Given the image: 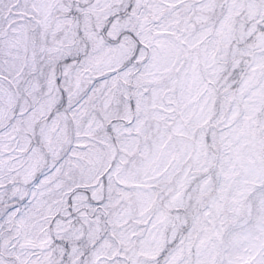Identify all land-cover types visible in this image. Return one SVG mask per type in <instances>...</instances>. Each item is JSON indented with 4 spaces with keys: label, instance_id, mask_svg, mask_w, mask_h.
<instances>
[{
    "label": "snow or ice",
    "instance_id": "6c2138e0",
    "mask_svg": "<svg viewBox=\"0 0 264 264\" xmlns=\"http://www.w3.org/2000/svg\"><path fill=\"white\" fill-rule=\"evenodd\" d=\"M0 264H264V0H0Z\"/></svg>",
    "mask_w": 264,
    "mask_h": 264
}]
</instances>
